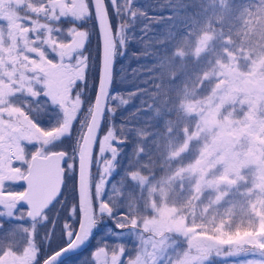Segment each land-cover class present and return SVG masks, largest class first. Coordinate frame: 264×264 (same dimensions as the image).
<instances>
[{"label": "snow or ice", "instance_id": "6c2138e0", "mask_svg": "<svg viewBox=\"0 0 264 264\" xmlns=\"http://www.w3.org/2000/svg\"><path fill=\"white\" fill-rule=\"evenodd\" d=\"M0 264H264V0H0Z\"/></svg>", "mask_w": 264, "mask_h": 264}, {"label": "trees", "instance_id": "16d2710c", "mask_svg": "<svg viewBox=\"0 0 264 264\" xmlns=\"http://www.w3.org/2000/svg\"><path fill=\"white\" fill-rule=\"evenodd\" d=\"M137 2L139 3V4H141V5H146V4H148V3H154L155 2V0H137ZM150 14H151V12H150ZM132 51H136V49L134 48V49H132ZM137 103V105H134L133 107H132V103ZM139 104H140V101L138 100V99H136V100H133V102H131L130 103V105H129V111H132V110H134V108L135 107H138L139 106ZM132 108H131V107ZM128 113H125V115H127ZM129 241H127V245L126 246H131V238H129L128 239ZM95 245V241H93V246ZM86 253H89V251H85L83 254H86Z\"/></svg>", "mask_w": 264, "mask_h": 264}, {"label": "rangeland", "instance_id": "374dc122", "mask_svg": "<svg viewBox=\"0 0 264 264\" xmlns=\"http://www.w3.org/2000/svg\"><path fill=\"white\" fill-rule=\"evenodd\" d=\"M143 64V63H145L143 60H140V61H137V60H132L131 61V66L133 67V68H135V67H137V64ZM144 71V69H141V72H143ZM133 102V101H132ZM134 105H137V103L135 102V103H132V107L134 106ZM131 107V106H130ZM131 107V108H132ZM129 239V238H128ZM128 239H126V241H125V244L127 245V241H129ZM127 247H131V246H127ZM89 255H90V252L89 253H86V254H83V257L82 258H88L89 257Z\"/></svg>", "mask_w": 264, "mask_h": 264}]
</instances>
